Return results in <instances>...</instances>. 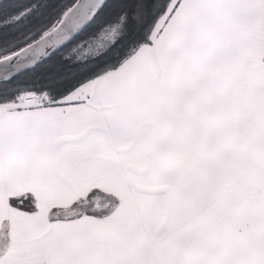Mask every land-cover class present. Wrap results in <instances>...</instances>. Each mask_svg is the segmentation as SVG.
<instances>
[{
    "label": "snow or ice",
    "instance_id": "obj_1",
    "mask_svg": "<svg viewBox=\"0 0 264 264\" xmlns=\"http://www.w3.org/2000/svg\"><path fill=\"white\" fill-rule=\"evenodd\" d=\"M0 264H264V0H0Z\"/></svg>",
    "mask_w": 264,
    "mask_h": 264
}]
</instances>
